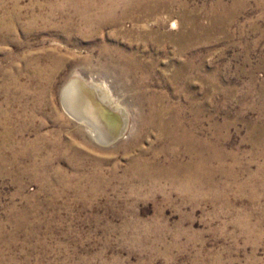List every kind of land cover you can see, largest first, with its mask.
Returning <instances> with one entry per match:
<instances>
[{
  "label": "rangeland",
  "instance_id": "rangeland-1",
  "mask_svg": "<svg viewBox=\"0 0 264 264\" xmlns=\"http://www.w3.org/2000/svg\"><path fill=\"white\" fill-rule=\"evenodd\" d=\"M71 1L0 0V264H264V0ZM72 77L124 109L117 139L68 113ZM152 101L203 139L189 181L131 161L162 145Z\"/></svg>",
  "mask_w": 264,
  "mask_h": 264
},
{
  "label": "bare ground",
  "instance_id": "bare-ground-1",
  "mask_svg": "<svg viewBox=\"0 0 264 264\" xmlns=\"http://www.w3.org/2000/svg\"><path fill=\"white\" fill-rule=\"evenodd\" d=\"M73 1V0H72ZM71 1V2H72ZM96 1V0H95ZM103 1V0H102ZM118 1V0H117ZM122 1V0H121ZM147 0H142V2H140V0H132L130 2H132L130 5H127L130 10H134V9H138L140 12L144 13V15H152L153 13L157 12L158 9H160L161 7H165L164 4H162L161 2L159 3H147ZM155 1V0H153ZM165 1V0H164ZM70 2V3H71ZM83 2V1H82ZM86 2V1H85ZM94 2V1H93ZM101 2V0H100ZM112 2V0H111ZM116 2V1H115ZM120 2V1H119ZM123 2V1H122ZM156 2V1H155ZM167 2V1H166ZM165 2V3H166ZM74 3V1L72 2ZM87 3V2H86ZM91 3V2H89ZM96 3H99V1H97ZM106 4V2H104ZM108 3V2H107ZM118 3V2H117ZM128 3V2H127ZM170 3V2H169ZM79 4V3H78ZM103 4V3H102ZM124 4V3H123ZM76 5V2H75ZM81 5V3L79 4ZM84 5V4H82ZM92 5V4H90ZM108 5V4H107ZM104 5V6H107ZM111 5H114L113 3H111ZM116 5V3H115ZM86 6V4H85ZM84 6V7H85ZM110 6V5H109ZM118 6V5H117ZM122 6V5H120ZM77 7V6H76ZM88 7V5H87ZM95 7V6H94ZM97 9L99 10V7L96 6ZM95 7V8H96ZM103 7V6H102ZM108 7V6H107ZM112 7V6H110ZM109 7V8H110ZM115 8V6H113ZM125 7V6H124ZM168 7V4H167ZM94 8V9H95ZM106 8V7H105ZM123 8V7H122ZM126 8V7H125ZM82 9H84L82 7ZM104 9V8H102ZM170 9V8H168ZM80 10V9H79ZM78 10V11H79ZM89 10V9H88ZM97 10V11H98ZM105 10V9H104ZM112 10V9H111ZM124 10V8H123ZM161 10V9H160ZM163 10V9H162ZM165 10V9H164ZM97 11L95 10V12L97 13ZM107 11V10H106ZM128 11V10H127ZM84 12V11H83ZM82 12V13H83ZM91 12V10H90ZM89 12V13H90ZM112 12V11H111ZM124 12V11H123ZM130 12V11H129ZM77 13V12H76ZM80 13V12H79ZM94 13V12H93ZM94 13V16L95 14ZM103 13V12H102ZM105 13V12H104ZM126 13V12H125ZM158 13V12H157ZM81 14V13H80ZM86 14V12H85ZM91 14V13H90ZM98 14V13H97ZM96 14V15H97ZM106 14V13H105ZM113 14V13H112ZM115 14V13H114ZM113 14V15H114ZM140 14V13H139ZM88 15V14H87ZM103 14H101L102 17ZM109 15V14H108ZM107 14L105 16H108ZM112 15V16H113ZM119 16L117 17H113L108 19L107 21L105 20V22L103 21L101 23V26L104 25V23H107V25L109 24H113V23H117V21L119 20V18L121 16H124V14H118ZM129 15V14H128ZM138 15V14H137ZM143 15V14H142ZM83 16V14L81 15ZM80 16V17H81ZM92 16V15H91ZM93 16V19H94ZM127 16V13H126ZM133 16V15H132ZM90 17V16H89ZM87 17V19L89 18ZM100 18V16H98ZM108 17V18H109ZM131 17V16H130ZM134 17V16H133ZM150 17V16H149ZM148 17V18H149ZM83 18V17H82ZM81 18V19H82ZM85 18V16H84ZM97 18V17H96ZM95 18V20H96ZM126 18V17H125ZM135 18V17H134ZM86 19V20H87ZM107 19V17H106ZM123 19V18H122ZM136 19V18H135ZM139 19V16L137 18V20ZM90 19H88L87 21H89ZM92 20V19H91ZM90 20V21H91ZM100 20V19H97ZM102 20V19H101ZM100 20V21H101ZM84 22V21H83ZM94 22V21H93ZM96 22V21H95ZM99 22V21H98ZM97 22V24H99ZM70 23V22H69ZM86 23V22H85ZM89 23V22H88ZM163 23V22H162ZM71 24V23H70ZM89 24H93V23H89ZM96 24V28L97 27H101V26H97ZM74 25V24H73ZM84 25V24H83ZM87 25V23H86ZM174 25V24H173ZM72 26V25H71ZM95 26V24H94ZM94 26L92 28H94ZM105 26V25H104ZM146 26V25H145ZM68 27V26H67ZM77 27V26H76ZM90 28V26H88ZM140 27V26H139ZM75 28V26H74ZM103 28V27H102ZM145 28V27H144ZM73 29V28H72ZM99 29V28H98ZM139 29V28H138ZM141 29V28H140ZM143 29V27H142ZM77 30V29H76ZM101 30V29H99ZM145 30V29H143ZM153 29L149 30L150 32ZM89 31V30H88ZM91 31H93L91 29ZM98 31V30H97ZM140 31V30H138ZM147 31V30H146ZM156 31V28H155ZM87 32V31H86ZM90 32V31H89ZM124 32V31H123ZM127 32V31H126ZM137 32V30H136ZM142 32V31H140ZM150 32H146V33H141L139 34L140 37L144 40H149L151 39L153 36L150 35ZM158 32V31H157ZM191 32V31H190ZM88 33V32H87ZM94 33H97L96 30H94ZM125 33V32H124ZM123 33V34H124ZM91 35H93L92 33H90ZM87 35V34H86ZM89 35V33H88ZM87 35V36H88ZM90 35V37H91ZM96 35V34H95ZM158 35V34H157ZM109 36V35H108ZM138 36V35H137ZM172 36V35H171ZM89 37V36H88ZM160 37V36H159ZM158 37V38H159ZM107 38V37H106ZM111 38V36H110ZM113 38V37H112ZM140 38V39H141ZM163 38V37H162ZM165 38V37H164ZM93 39V38H92ZM115 39V38H114ZM113 39V40H114ZM129 39V38H128ZM139 39V37H138ZM156 40V38H153ZM169 39V38H168ZM103 40V39H102ZM108 40V39H107ZM118 40V38H117ZM112 41V40H111ZM121 41V40H120ZM154 41V40H153ZM160 41V40H159ZM86 42V41H85ZM109 42V40L107 41ZM117 42V41H116ZM135 42V40H134ZM144 42V41H143ZM151 42V41H150ZM115 42L113 41V44ZM120 43V42H119ZM128 43V42H127ZM133 43V42H131ZM146 43V42H145ZM157 43V42H156ZM112 44V43H111ZM117 44V43H116ZM89 45V43H88ZM138 45V44H137ZM139 46V45H138ZM113 47V45H112ZM118 47V46H117ZM121 47V46H120ZM119 47V49H120ZM124 47V46H123ZM126 47V46H125ZM127 47H130L129 45H127ZM126 47V48H127ZM142 47V46H141ZM113 47L112 51H114ZM122 49V48H121ZM125 49V48H124ZM128 49V48H127ZM130 49V48H129ZM136 49V48H134ZM143 49V48H142ZM123 50V49H122ZM137 50V49H136ZM135 50V51H136ZM105 51V50H104ZM119 51V50H118ZM128 51V50H127ZM142 51V50H141ZM103 52V51H102ZM117 52V51H116ZM115 52V53H116ZM109 53V51H108ZM111 53V52H110ZM129 53V52H128ZM135 53V52H133ZM132 53V54H133ZM102 54V53H101ZM100 54V56H101ZM114 54V53H112ZM122 54V51H121ZM125 54V53H123ZM120 55V54H118ZM123 56V55H122ZM135 56V55H134ZM137 57V56H136ZM106 58V57H105ZM115 58V57H114ZM113 58V59H114ZM101 59V58H100ZM128 64H134L136 67L140 65L137 64L138 59L136 60L134 57H132V55L130 54H125V58ZM119 61V60H118ZM122 61V60H121ZM141 61V60H140ZM125 61H123L124 64ZM142 62V61H141ZM145 62V61H144ZM154 62V61H153ZM109 63H110V59H109ZM121 63V62H120ZM112 64V63H111ZM116 64V63H115ZM142 64V63H141ZM144 64V63H143ZM110 65V64H109ZM119 65V63H118ZM117 65V67H118ZM121 65V64H120ZM145 65V64H144ZM149 65V64H148ZM112 66V65H111ZM122 66V65H121ZM121 66H119L121 68ZM143 66V65H141ZM146 66V65H145ZM152 66V65H151ZM115 67V66H114ZM133 67V66H132ZM138 67V68H139ZM124 68V67H123ZM141 68V67H140ZM139 68V69H140ZM119 69V68H118ZM126 69V68H125ZM129 69V68H128ZM135 68H133L134 70ZM145 68H143L144 70ZM124 71V69H123ZM140 71V70H139ZM128 72V71H127ZM133 72V71H132ZM136 72V71H135ZM142 72V71H141ZM140 72V73H141ZM120 73V72H118ZM125 73V71H124ZM117 74V72H116ZM131 74V73H130ZM122 75V74H121ZM125 75V74H124ZM139 75V74H138ZM137 75V76H138ZM117 76V75H116ZM130 77V76H129ZM132 77V75H131ZM135 77V76H134ZM117 78V77H116ZM120 78V77H119ZM133 78V77H132ZM137 78V77H136ZM134 78V79H136ZM118 79V78H117ZM134 79L132 81V83L134 82ZM139 80V79H138ZM121 81V80H120ZM129 82V81H128ZM131 82V80H130ZM129 82V83H130ZM122 83V82H120ZM126 83V82H125ZM135 83V82H134ZM140 83V82H139ZM141 84V83H140ZM129 85V84H127ZM131 85V84H130ZM124 86V85H123ZM132 86V85H131ZM134 86V84H133ZM132 86V87H133ZM136 86V85H135ZM129 87V86H127ZM126 87V88H127ZM139 87V86H138ZM128 89V88H127ZM143 89V88H142ZM147 90V87L145 88ZM131 90V89H130ZM129 90V91H130ZM144 90V89H143ZM133 91V90H132ZM135 91L137 92V88L135 89ZM142 91V90H141ZM138 93V92H137ZM135 93V94H137ZM146 93V91H145ZM130 94L132 95L133 93L130 92ZM139 95V94H138ZM142 95V94H141ZM135 96V95H134ZM148 96V95H147ZM140 97V96H139ZM138 97V99H139ZM141 98V97H140ZM153 98V97H152ZM61 99L63 102V105L65 106L66 110L68 111V113L78 122H81L83 125H85L88 130L90 131L91 135L97 139L98 141L101 142H108V141H112L114 139H117L122 132L124 131L125 127H126V113L124 111V109L118 105L117 102H115L112 97L110 96L108 90L106 89V87L100 83H87L85 81H83L80 78L77 77H72L70 79H68V81L63 85L62 89H61ZM154 99V98H153ZM143 100V99H141ZM156 101V99H155ZM154 101V102H155ZM141 101H139L140 103ZM146 102V101H145ZM152 101V105L149 106V114H148V119L147 122L145 124H147L146 126L148 128H152L153 130H155L156 132V136L157 138L162 142V145L159 146V149L151 154L150 158H145L143 155H146L147 150H141L140 149V157L138 159H132V162H136L137 166L136 168H140L143 170H146L144 173L149 174L151 176H157V175H163L165 176L167 179H169L170 181H174L177 178H182V180H187L189 181L187 178H189L191 175V170L193 169L192 166V162H202L203 163V156L202 155V138L199 139H191L189 137V133L190 131H184L182 130V128L180 127V124L178 122H174V119L171 117V115L169 114V110L170 108H168L169 110L167 111L165 108H162L160 106H157L156 104ZM144 103V102H143ZM151 103V102H149ZM148 103V104H149ZM137 104V103H136ZM158 104V103H157ZM159 105V104H158ZM141 106V105H140ZM148 106V105H147ZM146 107V106H145ZM144 107V108H145ZM137 108V106H136ZM139 108V107H138ZM141 109V108H140ZM173 110V109H172ZM175 110V109H174ZM138 111V109H137ZM141 112V111H140ZM171 113H173L171 111ZM138 114V113H137ZM143 114V113H142ZM176 114V113H175ZM173 114V115H175ZM139 115V114H138ZM147 115V113H146ZM176 116V115H175ZM136 117V116H135ZM138 118V117H137ZM144 119V118H143ZM178 119V118H176ZM138 120V119H137ZM141 120V119H140ZM180 120V119H179ZM185 122V121H184ZM181 123V121H180ZM184 124V123H183ZM135 125V124H134ZM182 126V125H181ZM185 126V125H184ZM136 129V126H134ZM145 127V126H143ZM187 127V126H186ZM189 127V126H188ZM187 127V128H188ZM139 128V127H138ZM185 128V127H184ZM190 128V127H189ZM144 130V129H143ZM146 130V129H145ZM147 131V130H146ZM152 131V130H151ZM138 132V131H137ZM135 132V133H137ZM139 134V133H138ZM137 134V135H138ZM189 134V135H188ZM131 135V134H130ZM136 135V136H137ZM193 135V134H192ZM133 136V135H132ZM191 136V135H190ZM131 137V136H130ZM135 137V136H134ZM141 137V136H140ZM198 137V136H197ZM196 138V137H195ZM131 139V138H130ZM133 139V138H132ZM136 139V138H135ZM140 139V138H138ZM143 140V139H142ZM203 140V139H202ZM133 142V141H132ZM139 142V141H137ZM107 144V143H105ZM134 145V144H132ZM137 146V145H136ZM176 146H183L184 148V152L189 156V159L187 161H181L179 158L177 157H173L174 155H177V152L175 150ZM141 147V146H140ZM134 148V146H133ZM139 148V147H138ZM143 148V146H142ZM144 149V148H143ZM155 149V148H154ZM153 149V150H154ZM136 150V149H135ZM138 150V149H137ZM204 150V149H203ZM182 151V150H181ZM179 150V152H181ZM178 152V153H179ZM137 153V155L139 154ZM181 154V153H180ZM136 155V156H137ZM130 161V162H131ZM156 162H168V165H163L158 164ZM200 164V163H199ZM136 165V164H135ZM195 165V164H194ZM202 165V164H200ZM133 166V165H132ZM199 166V165H198ZM135 167V166H134ZM133 167V168H134ZM197 167V166H196ZM201 167V166H200ZM195 168V167H194ZM132 169V168H131ZM130 169V170H131ZM196 171L199 169H195ZM194 170V171H195ZM132 171V170H131ZM194 173V172H193ZM192 174V173H191ZM190 175V176H189ZM193 176V175H192ZM198 176V175H195ZM194 177V176H193ZM181 181V180H180ZM185 181V182H187ZM175 182V181H174ZM188 183V182H187ZM185 183V185L187 184ZM184 185V186H185ZM183 186V187H184ZM186 188V187H185Z\"/></svg>",
  "mask_w": 264,
  "mask_h": 264
}]
</instances>
